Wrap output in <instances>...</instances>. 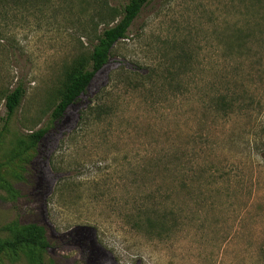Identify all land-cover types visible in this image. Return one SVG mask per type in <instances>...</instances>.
I'll list each match as a JSON object with an SVG mask.
<instances>
[{
  "label": "rangeland",
  "instance_id": "rangeland-1",
  "mask_svg": "<svg viewBox=\"0 0 264 264\" xmlns=\"http://www.w3.org/2000/svg\"><path fill=\"white\" fill-rule=\"evenodd\" d=\"M128 2L53 0L0 18V242L38 224L48 243L0 264H264V0H150L54 122L66 70ZM147 68L145 85L127 73ZM19 84L7 121L3 94ZM156 162L214 167L215 182L182 189ZM148 205L169 213L164 227L137 225Z\"/></svg>",
  "mask_w": 264,
  "mask_h": 264
},
{
  "label": "trees",
  "instance_id": "trees-1",
  "mask_svg": "<svg viewBox=\"0 0 264 264\" xmlns=\"http://www.w3.org/2000/svg\"><path fill=\"white\" fill-rule=\"evenodd\" d=\"M150 0H129V2L122 9V18L114 25H108L103 29L98 38L97 43L93 46L92 53L89 57L81 55L65 72V81L60 90V101L52 112V119L56 123L62 122L68 113L69 109L79 100L85 93L100 72L109 64L111 52L114 46L121 40L127 39L128 32L133 25L137 15L147 5ZM53 2V0H0V18L6 20L11 10L15 13H25L30 9L42 10L43 7ZM37 9V10H36ZM110 16L118 17L117 10L111 7L107 8ZM115 19L113 22H115ZM91 63V65H90ZM89 64V67H88ZM125 69V68H124ZM188 70L186 73H189ZM134 80H139L140 85H145L152 80L151 70H132L127 72ZM26 90L23 85H17L13 90L9 89L3 94L6 108V120L9 121L17 109L20 107ZM218 101V100H217ZM217 111L222 113L225 117H229L232 110V100L228 95L222 96L217 106ZM49 130L41 129L30 136L31 145L38 147V152L41 149L42 142ZM205 136L196 134L194 140H199L201 144H205ZM264 159V154L262 155ZM156 167L160 170L158 179L165 180L167 175H176L175 180L178 179L182 189L198 185L199 189L205 185H213L215 181L213 178L214 172L212 168L205 169L201 165L194 162H156ZM191 180L188 183L187 178ZM206 182V183H205ZM201 190V189H200ZM157 195L161 199L163 193L157 190ZM159 207V205H156ZM153 206H146L139 212L138 218L140 224L145 225L149 230L156 226H163L166 224L168 212H164L163 217H160L159 211ZM164 227V226H163ZM46 230L43 226L38 224H29L17 230L9 239L0 242V254L6 250L17 252L23 248H30L34 250H47L48 243L45 236Z\"/></svg>",
  "mask_w": 264,
  "mask_h": 264
}]
</instances>
